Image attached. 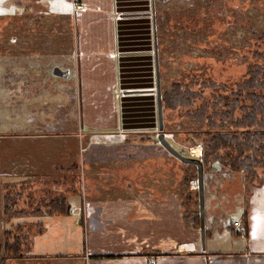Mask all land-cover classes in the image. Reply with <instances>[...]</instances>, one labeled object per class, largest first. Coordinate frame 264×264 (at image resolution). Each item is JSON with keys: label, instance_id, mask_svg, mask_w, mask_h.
<instances>
[{"label": "rangeland", "instance_id": "obj_1", "mask_svg": "<svg viewBox=\"0 0 264 264\" xmlns=\"http://www.w3.org/2000/svg\"><path fill=\"white\" fill-rule=\"evenodd\" d=\"M29 1L0 0V190L3 194L13 191V195H15V189L22 190V196L29 201L20 200L18 209L30 212L36 208L39 197L33 198V187H31L32 192H29V189L19 184L17 179L18 162L21 158L19 155L27 152V157H33V153L36 152L38 159H44L48 151V157L52 158L50 155L59 152V149L64 146L68 148L72 156L73 164L68 172L76 175L80 172V178H82L83 169L87 180L84 186L81 179L76 182L77 184H74L73 180H67V185H73L75 188L73 192H69L66 187L68 207L72 205L73 208L63 216H23L5 221L3 205L0 202V255L5 248L4 232L17 230L22 231V235L29 236L25 238L21 257L9 258L7 264H87L82 256H86L89 252L90 221L93 225L101 224V230L105 225L113 226V224H108L109 220L106 218L100 220L96 212V204L100 201L112 203L113 200L116 201L119 198L118 195L126 193L138 195L147 192L152 195H161L160 198H164L167 194H176L180 198L183 196L186 200L189 191H192L189 204L184 205L185 212L180 201L182 220L185 224L184 215H193L197 210L195 193L198 182L196 181V188H192L190 182V187L184 189L182 179L188 164H184L171 155L160 143L157 114L156 121H154L156 129H153L154 124L150 121L149 123H136L140 127H136L135 132L131 131L133 134L129 132L124 136L122 133L121 137L106 138L107 145L116 146L123 142V138L127 140L118 149L113 150L108 155L109 157L106 156L105 161L92 159L98 158L96 154L104 155L102 151L94 153L93 156L83 150L78 151L83 139L80 135L64 140L61 137L56 139L51 137L24 138L27 132L46 134L50 131L49 129L54 128H57L56 134L68 131L82 133L85 130L79 119L81 115L78 101L79 89L74 68L66 80L68 87L61 89L57 81L59 78L53 74L57 65L61 64L64 67L62 63H59L60 58L51 57L52 60H50L44 57V54L35 56L32 42L27 43L28 51L26 52L20 49L23 44L17 43V38L23 35L65 32L74 44L77 20L70 16L68 27L67 24H59L60 19L49 13V6L51 9L52 6H56L59 13L69 16L72 7L71 0H42L43 8L47 7V10H43L40 17L38 12L31 9ZM211 2L212 7H209L208 2L203 5V9L206 10L208 21L212 18V30L215 32L214 37H217L215 45L203 40L205 33L195 27L192 34L196 41L193 43V49L189 50L191 31H178L176 34L179 39L178 52H171L168 58H159L160 62H170L169 66L163 64L159 69L163 89L168 88L174 82L204 79L227 81L231 84L244 77L248 64L253 62L252 55L255 51L264 52V40H260L259 37L264 33V0H211ZM194 9L197 13L201 11L199 6ZM216 11L217 15L214 19ZM206 19L203 17V28L209 24ZM13 38L16 40L10 42ZM49 44V42H43V45ZM201 47L202 50L207 49V54L204 56L199 52ZM41 61L42 67H39ZM67 62L70 65L73 61L68 57ZM169 70L171 73H168ZM42 71L47 72V76H44ZM74 92H76L74 104L71 101L62 109L58 107L61 99L51 96L56 94V97L65 99L68 95L73 96ZM125 92L126 90L122 89V96L126 95ZM57 111H59L58 118L62 119L58 127L55 125L56 122L50 121L53 117L52 113ZM121 115L122 110L119 113L120 119ZM170 119L174 122L173 127L179 129V121L166 112L167 126L170 124ZM76 138H78L80 147L78 150L73 145ZM156 138L158 142H155ZM166 138L184 156H189L190 152V155L201 158L202 147L200 145L195 146L201 147L199 156L194 154L195 147L191 149L187 147L184 136L176 138L172 134H166ZM42 146L46 147V151ZM83 146L86 147L85 143ZM55 155L58 156L55 157L57 161L52 162V165H65L67 157L59 153ZM114 158L119 161H115ZM129 166L132 167L131 177L127 176L128 173L125 170V167ZM8 171L10 174L2 177L1 174L8 173ZM226 178L220 184H215L212 189L205 184V225L208 230L211 229L215 218L225 228H228L235 221L241 220L242 214L250 207L253 189L251 185H246L243 174H233ZM129 185L133 188L128 189ZM3 194L0 195V200ZM29 194L33 196V199L29 197ZM35 195L40 196L38 192ZM54 196L50 195L52 198ZM83 198L94 207V214L89 216L87 226L84 225L83 207L81 208ZM186 229L188 240L190 231L187 225ZM108 232L110 231L103 232L102 236L109 238L106 236ZM206 238L207 235H205V244Z\"/></svg>", "mask_w": 264, "mask_h": 264}, {"label": "crops", "instance_id": "obj_2", "mask_svg": "<svg viewBox=\"0 0 264 264\" xmlns=\"http://www.w3.org/2000/svg\"><path fill=\"white\" fill-rule=\"evenodd\" d=\"M33 1V3L32 0L29 1L31 9L38 12L39 17L42 16V11L47 10V7L43 8L42 0ZM77 1L84 4L85 9L76 19L77 34L74 44L65 32L23 35L17 38V43L21 42L23 46L20 49L26 52L27 43L32 42L35 56L44 54V57L50 60L51 57L60 58L59 63L64 67L61 64L57 67L69 71L66 77L56 76L59 78L57 81L61 89L68 87L66 80L74 68L79 89L78 101L81 113L79 119L85 130L82 133L68 131L56 134L57 128L52 127L54 129H49L46 134L27 132L24 138L61 137L64 140L80 135L83 139L82 144L80 143L82 149L80 148L79 151L83 150L91 156L102 151L104 155L96 154L98 158L92 159L105 161L106 156L109 157L113 150L118 149L127 140L123 138V142L116 146L107 145L106 138L121 137L122 133L125 136L129 132L132 133L131 131L135 132V128L140 127L136 123L150 121L154 124L156 121V53L159 69L163 64L169 66L170 62H160L159 58H168L171 52H178L179 39L176 35L178 31H191L189 50H192L196 41L192 34L195 27L205 33L203 40L215 45L217 37H214L215 32L212 30V18L208 21L206 10L203 9V5L208 2L209 7H212V2L211 0ZM197 6L201 9L200 13L194 9ZM49 13L60 19L59 24H67L69 27L70 16H73V4L69 16L59 13L56 6H52V9L49 6ZM216 15L217 11L214 19ZM203 17L209 22L204 28ZM14 40L16 38L11 39L10 42ZM43 42L50 44L43 45ZM206 51L207 49L202 50V47L199 50L203 56L207 54ZM68 57L74 63L71 62L69 65ZM39 67H42V61ZM45 71L42 72L47 76ZM168 73L171 71L169 70ZM122 89L126 90L125 96H122ZM138 90L145 92H128ZM75 94L76 92L65 99L56 97V94L51 96L61 99L58 107L62 109L71 101L74 104ZM58 115L59 111L53 112V117L50 119L56 122L57 127L62 123ZM155 126L154 124L153 129H156ZM84 143L86 147L83 146ZM42 148L45 150L46 147L42 146ZM90 150L94 152H89ZM47 153L48 151L44 159H38L36 152L33 153V157H27V152L19 155L21 156L17 173L19 184L41 187L65 186L68 184L67 180L74 182V174L68 172L73 164L68 148L61 147L59 152L50 155L52 158H49ZM57 153L67 157L65 165H52V162L57 161L55 158L58 157L55 155ZM114 160L119 161L116 158ZM125 170L127 176L131 177L132 167H125ZM9 174L8 171L1 175L3 177ZM82 175L86 179L83 169ZM130 188H133L132 185H129L128 189ZM252 189L251 204L247 211V231L242 219L235 221L230 229L225 228L215 218L210 234L206 238L205 248L202 246L200 231L189 230L187 240L180 197L176 194H167L164 198H160L161 195L147 192L138 195L126 193L118 195L119 198L112 203L100 201L95 206L100 220L106 218L109 220L108 224L113 226L105 225L101 230V224L93 225L90 221L89 252L82 258L86 259L87 264H264V184ZM70 207L73 208L72 205ZM89 207L92 209H89V214H94V207L91 204ZM236 223L239 226L243 225L245 232H240L235 227ZM107 231H110L106 235L110 239L102 236V233Z\"/></svg>", "mask_w": 264, "mask_h": 264}, {"label": "trees", "instance_id": "obj_3", "mask_svg": "<svg viewBox=\"0 0 264 264\" xmlns=\"http://www.w3.org/2000/svg\"><path fill=\"white\" fill-rule=\"evenodd\" d=\"M259 37L264 40V33ZM252 59L253 62L248 64L244 77L231 84L227 81L204 79L174 82L168 88L161 87L164 121L165 113L168 112L180 124V128L175 129L173 120H169V126L165 121V133L176 138L184 136L189 149L198 145L202 147L200 159L204 166V182L209 189L227 179V176L239 173L243 174L246 185L259 188L264 184V52L255 51ZM156 139L155 142H158V138ZM73 145L77 150L80 148L78 138ZM190 156L189 152L187 157ZM197 174V167L188 165L182 179L184 189L190 187L191 181L198 180ZM79 177L80 172L78 175L74 174V184L80 180ZM68 186L71 185L26 186L29 192H32L33 187L34 197L29 194L30 198L39 197L36 208L30 212L18 209L20 200L29 201L22 196V190L15 189V195L13 191L3 194L0 190V195L3 194L0 202L3 205L5 221L23 216L68 214L70 209L67 208V191L73 192L75 189L73 185L70 188ZM37 192L40 196L35 195ZM191 194L192 191H189L186 200L183 196L180 198L184 212V205L189 204ZM195 194L197 210L193 215H184V220L189 230L200 231L198 188ZM50 195L55 196L52 198ZM247 217L246 211L242 216L246 231ZM228 228L231 229V226ZM209 234L210 230L206 228V235ZM27 236L29 235H22V231L17 230L4 232L5 248L0 255V264H7L9 258L21 257Z\"/></svg>", "mask_w": 264, "mask_h": 264}, {"label": "water", "instance_id": "obj_4", "mask_svg": "<svg viewBox=\"0 0 264 264\" xmlns=\"http://www.w3.org/2000/svg\"><path fill=\"white\" fill-rule=\"evenodd\" d=\"M156 65H157V85H156V93H157V115H158V130L159 141L164 146V148L174 157L179 159L184 164L195 165L198 169V191H199V209H200V233H201V241L202 246L205 248V235H206V225H205V182H204V166L203 162L200 158L194 157L192 154L190 157L184 156L177 149H175L170 142L166 138V134L164 133V111H163V103H162V88H161V78L159 71V62L158 55L156 53ZM53 74L58 77H66L69 74V71H63L60 68L56 67L54 69ZM129 93H140L145 91H128ZM71 208V207H67ZM68 209V210H69Z\"/></svg>", "mask_w": 264, "mask_h": 264}, {"label": "built area", "instance_id": "obj_5", "mask_svg": "<svg viewBox=\"0 0 264 264\" xmlns=\"http://www.w3.org/2000/svg\"><path fill=\"white\" fill-rule=\"evenodd\" d=\"M72 4H73V17L74 19L76 20L77 17L79 16V13L81 11H83L85 9V5L80 3L79 1L77 0H72ZM97 143V141H96ZM200 156V155H199ZM85 180L84 177L82 176L81 178V182H82V185L84 186L85 184ZM191 185H192V188H196L197 187V182L196 181H191ZM83 202H82V207H83V213H84V225L87 226V222L89 221L88 218H89V212L88 210L90 209V204L86 201L85 198H83ZM235 227L238 228V230L240 232H244V227L243 225L239 226L238 223L235 224Z\"/></svg>", "mask_w": 264, "mask_h": 264}, {"label": "bare ground", "instance_id": "obj_6", "mask_svg": "<svg viewBox=\"0 0 264 264\" xmlns=\"http://www.w3.org/2000/svg\"><path fill=\"white\" fill-rule=\"evenodd\" d=\"M200 153H201V147H195L194 154L200 155Z\"/></svg>", "mask_w": 264, "mask_h": 264}]
</instances>
